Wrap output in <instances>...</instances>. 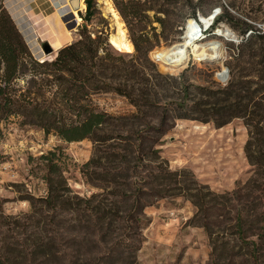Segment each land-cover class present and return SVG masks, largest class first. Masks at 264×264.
<instances>
[{"label": "trees", "instance_id": "1", "mask_svg": "<svg viewBox=\"0 0 264 264\" xmlns=\"http://www.w3.org/2000/svg\"><path fill=\"white\" fill-rule=\"evenodd\" d=\"M112 1L132 51L116 49L103 30L91 36L83 26L51 58L37 59L0 0V134L1 123L15 116L64 141L88 138L91 152L79 172L95 188L72 189L60 145L35 156L43 192L11 182L15 195H0V264H140L144 208L174 196L193 206L188 223L202 228L209 264H264V28L233 21L221 6L207 27L228 21L238 33L224 60L227 78L195 84L184 70L159 71L148 57V35L134 27L142 11L166 15V8L145 0ZM84 4L87 18L93 0ZM199 9L193 5L190 16L195 19ZM102 93L123 97L132 109L96 108L92 97ZM178 118L214 126L239 119L251 167L247 179L215 190L191 169L169 167L159 144ZM8 200L27 206L7 211Z\"/></svg>", "mask_w": 264, "mask_h": 264}, {"label": "rangeland", "instance_id": "2", "mask_svg": "<svg viewBox=\"0 0 264 264\" xmlns=\"http://www.w3.org/2000/svg\"><path fill=\"white\" fill-rule=\"evenodd\" d=\"M1 1L37 59L51 58L56 48L77 38L83 26L91 36L103 30L109 41L111 35L118 34L121 26L125 38L130 41L127 25L112 0H93L91 14L87 18L83 16L84 0L82 8L75 13L70 8L71 16L65 13L64 7L57 8L55 0ZM108 1L119 17L117 20L113 17ZM149 2L153 8H166L167 14L155 10L142 11L134 26L146 32L151 41L148 57L161 72L178 74L184 70L187 81L195 84L210 79L221 83L226 80L219 79L216 74L220 76L221 69L225 67L228 48L239 39L237 31L228 21H220L212 28L207 27L209 23H202L209 20V14L214 9L218 8L215 15L223 6L233 21L246 20L255 27L264 28V0H145V3ZM196 3L200 9L194 19L190 11ZM157 16L163 17L162 23L156 20ZM189 20L195 21L198 29L202 28L198 30L199 37L194 44L204 46L210 41L217 42L219 51L216 57L193 54L189 46L183 59H165V48L183 41L187 36ZM223 28L229 29L233 35L224 37L218 34V29ZM166 33L167 37L164 38ZM44 41L51 47L46 53L42 48ZM92 102L96 108L110 113L132 109L123 97L111 93L93 95ZM244 138L245 128L239 119L214 126L211 122L178 118L162 136L159 147L169 167L189 168L201 182L215 190H224L244 182L251 174V167L242 152ZM54 145H60L66 154L63 168L72 189L78 193L95 190L83 182L79 172L81 163L91 152V141L88 138L64 141L51 132L44 133L38 125L24 123L19 117L13 116L1 123L0 195L9 199L15 195L11 182H23L26 189L36 194L42 193L44 185L38 177L40 171L34 166V157ZM262 193L264 196V188ZM26 206L24 200H8L4 203L7 211L25 209ZM192 212L193 206L181 196L160 198L146 206L144 214L148 221L142 229L143 241L137 251L138 262L209 264V247L202 228L188 223Z\"/></svg>", "mask_w": 264, "mask_h": 264}, {"label": "bare ground", "instance_id": "3", "mask_svg": "<svg viewBox=\"0 0 264 264\" xmlns=\"http://www.w3.org/2000/svg\"><path fill=\"white\" fill-rule=\"evenodd\" d=\"M73 4L74 5L76 4V6L78 7L77 9L71 8L74 13L76 12V10H79L80 7L82 8V6H83L82 0H73ZM108 5L112 11L114 19L117 20V18H119V17L117 15L116 11L113 9L111 4L109 3V1H108ZM209 20H204V22H202V23L204 25H207L209 23ZM196 24L197 23L195 21L189 20L188 25H187V30H186L187 36H185V39L183 41L177 42V43L172 44L171 46L165 48V50H164L165 59H170V60L183 59V57L186 56V48H188L189 46H191V49H192L191 53H193V54H198V55L205 56L208 58L216 57L217 52L219 51L217 48V42L210 41V42L206 43L204 46H202V45L198 46L197 44H194V42L199 37L198 30L202 29V28L198 29ZM218 34H221L224 37H230L233 35V34H231L230 30L227 28L218 29ZM187 37H189V38H187ZM109 42L115 48H119L120 50H124V51H131L132 47H133L131 42L125 38L124 29L121 26H119V28H118V34L110 36ZM220 77H223V73H220Z\"/></svg>", "mask_w": 264, "mask_h": 264}, {"label": "water", "instance_id": "4", "mask_svg": "<svg viewBox=\"0 0 264 264\" xmlns=\"http://www.w3.org/2000/svg\"><path fill=\"white\" fill-rule=\"evenodd\" d=\"M61 7H64V8H65V13H66L67 15H69V16H71V14H70V12H69V11H70V8H76V9L78 8V7L76 6V4H75V5L73 4V0H67V1H66ZM217 9H218V8H217ZM217 9H214V10L209 14V19H210V20L212 19L213 15H214V13L217 11ZM210 20H209V21H210ZM231 39H233V38H231ZM233 40H234V39H233ZM108 41H109V39H108ZM42 48H43V50H44L45 53L51 50V47L49 46V44H48L47 41L42 42ZM116 49L120 50L119 48H116ZM120 51H122V50H120ZM220 72L223 73V77H220V76H218L217 74H216V76H217L219 79H221V80L226 79V78H227V72H228L227 67H226V66L223 67V68L221 69Z\"/></svg>", "mask_w": 264, "mask_h": 264}, {"label": "crops", "instance_id": "5", "mask_svg": "<svg viewBox=\"0 0 264 264\" xmlns=\"http://www.w3.org/2000/svg\"><path fill=\"white\" fill-rule=\"evenodd\" d=\"M55 1H57V8H61V6L67 1V0H55Z\"/></svg>", "mask_w": 264, "mask_h": 264}]
</instances>
